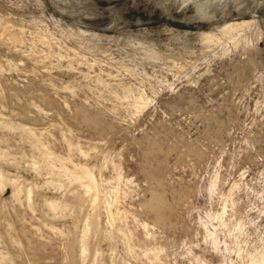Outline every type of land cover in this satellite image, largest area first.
<instances>
[{
    "label": "rangeland",
    "instance_id": "obj_1",
    "mask_svg": "<svg viewBox=\"0 0 264 264\" xmlns=\"http://www.w3.org/2000/svg\"><path fill=\"white\" fill-rule=\"evenodd\" d=\"M0 264H264V0H0Z\"/></svg>",
    "mask_w": 264,
    "mask_h": 264
}]
</instances>
